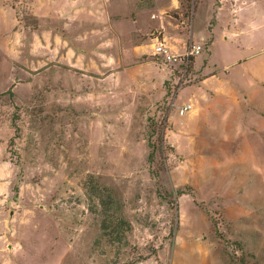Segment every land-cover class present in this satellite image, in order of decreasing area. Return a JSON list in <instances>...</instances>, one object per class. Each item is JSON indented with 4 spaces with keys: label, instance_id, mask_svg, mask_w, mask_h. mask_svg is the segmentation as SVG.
I'll list each match as a JSON object with an SVG mask.
<instances>
[{
    "label": "rangeland",
    "instance_id": "374dc122",
    "mask_svg": "<svg viewBox=\"0 0 264 264\" xmlns=\"http://www.w3.org/2000/svg\"><path fill=\"white\" fill-rule=\"evenodd\" d=\"M0 264H264V0H0Z\"/></svg>",
    "mask_w": 264,
    "mask_h": 264
},
{
    "label": "built area",
    "instance_id": "2783aa9c",
    "mask_svg": "<svg viewBox=\"0 0 264 264\" xmlns=\"http://www.w3.org/2000/svg\"><path fill=\"white\" fill-rule=\"evenodd\" d=\"M154 54L163 63L171 65L173 70L179 73L185 74L189 63L194 56H197L201 51L200 45L192 46L191 48L185 50L182 55H173L168 51V47L163 43L156 40L153 46ZM190 108L189 105H184L179 109V113L183 114Z\"/></svg>",
    "mask_w": 264,
    "mask_h": 264
},
{
    "label": "trees",
    "instance_id": "16d2710c",
    "mask_svg": "<svg viewBox=\"0 0 264 264\" xmlns=\"http://www.w3.org/2000/svg\"><path fill=\"white\" fill-rule=\"evenodd\" d=\"M156 141H157V144H154V141H152L151 139L148 141L149 151H148L147 159L149 162L153 161V159H155L161 153L159 151L158 145L163 144L162 138L160 139L159 137H157ZM178 193H180V195L182 194V192L180 191Z\"/></svg>",
    "mask_w": 264,
    "mask_h": 264
},
{
    "label": "crops",
    "instance_id": "0c3cea01",
    "mask_svg": "<svg viewBox=\"0 0 264 264\" xmlns=\"http://www.w3.org/2000/svg\"><path fill=\"white\" fill-rule=\"evenodd\" d=\"M202 82H204V81H202Z\"/></svg>",
    "mask_w": 264,
    "mask_h": 264
}]
</instances>
